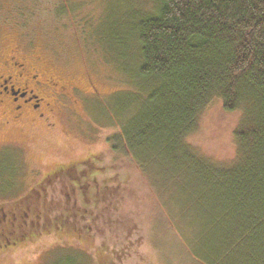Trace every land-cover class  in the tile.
<instances>
[{
    "label": "rangeland",
    "instance_id": "obj_1",
    "mask_svg": "<svg viewBox=\"0 0 264 264\" xmlns=\"http://www.w3.org/2000/svg\"><path fill=\"white\" fill-rule=\"evenodd\" d=\"M157 6L158 0H0V57L18 48L70 93L49 117L53 128L26 121L0 136L23 148L18 159L26 185L40 181L55 164L91 161L78 168V188L66 178L58 192L42 199L43 235L10 250L0 264H200L190 252L199 237V228L189 230L196 214L187 216L188 207L176 211L170 202L177 186L156 176L157 185V173L144 174L122 141H115L141 109L133 32ZM241 118L214 101L200 115L186 148L205 164L234 168ZM13 173V158L4 155L0 201L29 195L25 188L6 193Z\"/></svg>",
    "mask_w": 264,
    "mask_h": 264
},
{
    "label": "trees",
    "instance_id": "obj_2",
    "mask_svg": "<svg viewBox=\"0 0 264 264\" xmlns=\"http://www.w3.org/2000/svg\"><path fill=\"white\" fill-rule=\"evenodd\" d=\"M154 11L133 32L141 109L115 141L155 183L177 186L170 202L196 214L200 264H264V0H158ZM216 100L242 114L228 170L186 148Z\"/></svg>",
    "mask_w": 264,
    "mask_h": 264
},
{
    "label": "flooded vegetation",
    "instance_id": "obj_3",
    "mask_svg": "<svg viewBox=\"0 0 264 264\" xmlns=\"http://www.w3.org/2000/svg\"><path fill=\"white\" fill-rule=\"evenodd\" d=\"M35 62L21 55L18 48L11 55L0 57V136L13 127L22 128L26 121L53 128L51 116L56 112L61 98L70 95L69 86L64 85L47 69L34 66ZM21 153V146L12 145L0 137V158L4 155L13 158L14 173L7 185L4 183L8 188L6 193H14L22 188L29 189L26 197L0 201V259L10 250L34 240L37 234L39 237L43 235L41 226L45 216L41 215L39 209L42 199L58 192L66 178H70V185L74 189L78 188L79 174L82 173L78 168L81 166L83 169L84 165L91 162L82 161L84 165L76 163L64 167L55 164L54 167H57L54 170L40 181L36 180V183L27 186L24 179L25 167L18 159ZM34 172L38 177L42 175L38 170ZM75 214L79 216V212ZM54 228L57 231L63 229L57 223Z\"/></svg>",
    "mask_w": 264,
    "mask_h": 264
}]
</instances>
